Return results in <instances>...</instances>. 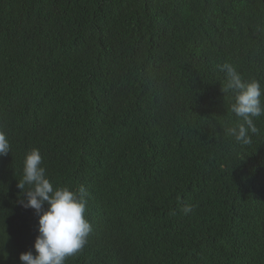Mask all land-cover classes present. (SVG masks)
<instances>
[{"label": "trees", "instance_id": "1", "mask_svg": "<svg viewBox=\"0 0 264 264\" xmlns=\"http://www.w3.org/2000/svg\"><path fill=\"white\" fill-rule=\"evenodd\" d=\"M226 63L264 90V0H0V264L35 255L12 190L32 148L87 190L103 264H264V116L226 134Z\"/></svg>", "mask_w": 264, "mask_h": 264}, {"label": "clouds", "instance_id": "2", "mask_svg": "<svg viewBox=\"0 0 264 264\" xmlns=\"http://www.w3.org/2000/svg\"><path fill=\"white\" fill-rule=\"evenodd\" d=\"M221 70L225 71L226 84L224 91L233 90L235 102L231 105V111L241 121L236 126L226 128V134L234 137L241 143H251L250 133L257 131L253 117L264 116V90L258 81H245L240 73L231 64H224ZM11 151L10 141L5 132L0 131V156H6ZM43 158L38 148H32L24 154L22 172L14 182L12 190L15 196L22 198L23 209L32 208L38 215V220L33 221L30 234L31 242L35 249V255L31 250L20 253L22 264H78L76 257L84 261L86 253H92L100 257L101 264L107 262V258L100 249L101 239H97L92 231V223L87 216V190L81 186L77 191H72L67 186H55L46 174V168L42 166ZM5 176L6 171H2ZM44 206H47L46 208ZM182 211L187 214L192 207L185 205ZM154 224L150 222L149 227ZM96 227H99L97 220ZM232 236V233L229 232ZM148 243L138 247L140 252L148 251L154 256L153 246L157 237L148 236ZM239 241L234 237L232 245L236 248ZM4 244H9L4 236ZM189 245V244H188ZM234 252L230 259L232 264L236 258ZM130 264H139L135 260V254ZM204 264H215L208 261Z\"/></svg>", "mask_w": 264, "mask_h": 264}]
</instances>
